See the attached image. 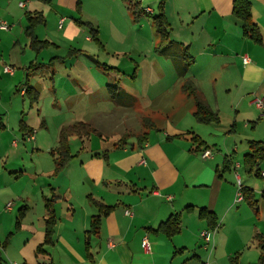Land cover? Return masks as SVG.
<instances>
[{
  "label": "crops",
  "instance_id": "0c3cea01",
  "mask_svg": "<svg viewBox=\"0 0 264 264\" xmlns=\"http://www.w3.org/2000/svg\"><path fill=\"white\" fill-rule=\"evenodd\" d=\"M22 1L24 8L19 6ZM249 1L263 38L261 45L243 35L242 23L233 15V0H165L164 13L170 25V42L165 43L173 48L171 54L183 68L181 59L184 49L188 50L194 60L186 71L191 78H132L124 85L114 78L113 87L107 88L127 94L133 102L117 103L110 94L91 101L102 84L91 78H73L81 57L99 68L102 63L97 54L109 48L103 43L100 25L85 18L90 0H0V24L10 26L0 29V244L13 233L2 251L6 264H258L260 251L254 237L264 235V180L258 176L264 162L258 171H250L244 167L243 157L249 153V141L264 140V133L255 137L259 127L264 130V111L254 104L255 98L264 99V0ZM79 2L81 16L77 14ZM33 13L45 18V24L35 29L37 38L54 44L39 55L30 49L24 35L27 17ZM77 18L96 26L104 49L75 22ZM52 23L57 31L51 28ZM111 35L113 40L117 38L115 33ZM63 48L66 53L59 55ZM52 50L57 54L48 55ZM70 50L84 51L93 59L81 54L48 64L54 57H66ZM245 55L250 58L247 64ZM32 62L37 68L29 71ZM4 65L15 68L14 73H4ZM42 65L54 73L35 78ZM223 76L226 78H219ZM185 80L193 81L218 113V124L195 121V103L181 90ZM41 84L44 91L38 89ZM28 88L40 95L32 107L25 94ZM43 93L49 95L51 110L47 113L41 102ZM19 98L24 104L28 100L25 117ZM71 100L75 106L62 107ZM253 109L260 115H254ZM32 115L38 119L36 124ZM52 115L71 121H61L54 133ZM75 116L80 117L73 119ZM146 118L154 122L153 128H146ZM79 122L90 124L96 132L70 137L74 158L54 174L51 153L59 146L61 130ZM31 130L39 132L30 142L38 154L29 155L31 173L21 191L15 192L12 187L23 171L7 167L13 155L9 151H19L18 140L25 144ZM43 132L46 134L40 138ZM145 132V137H138ZM50 133L51 141L46 136ZM194 138L205 145L198 148ZM204 150L211 152L210 158L202 157ZM218 153L223 156L221 166ZM19 159L24 168L23 157ZM241 168L254 178L243 183L238 174ZM238 179L242 187L254 192L256 211L243 200L237 202ZM53 192L60 197L54 206L53 243L39 250L46 233L45 198ZM89 195L114 207L103 218L98 236L89 234L91 220L99 214ZM14 199L21 202L20 207L13 208ZM23 207L27 212L16 232L18 211ZM243 207H248L252 217L242 213ZM201 209L216 217L214 232L208 230L209 222L200 218ZM175 216L180 217L178 234L167 238L156 232ZM202 232H208V240L201 237ZM144 239L150 243V251L143 248Z\"/></svg>",
  "mask_w": 264,
  "mask_h": 264
},
{
  "label": "rangeland",
  "instance_id": "374dc122",
  "mask_svg": "<svg viewBox=\"0 0 264 264\" xmlns=\"http://www.w3.org/2000/svg\"><path fill=\"white\" fill-rule=\"evenodd\" d=\"M138 1L143 10L146 13V17L144 19L142 18L139 22H134L133 18L131 17L130 13L128 12L127 6L125 3H123L121 0L114 1V0H90V4H87L88 11L85 14V18L89 17L92 19V21H95V23L100 25L102 34H103V43H107L108 51L101 50L98 55V61L102 64H105L104 67H96V65L87 59L85 56L81 57L79 59L81 62L78 64H75L74 66V77L73 78H91L94 80V83L96 84H102L103 87L100 88V93L96 96H91L90 100L93 101L94 99L98 98L101 95L109 96V89L107 88L108 85L112 86L114 84H111L112 79H119L120 82L125 84V82L132 81V78H144L146 81L150 80L151 78H191L188 74L185 73V75H182L183 65L181 61L176 58L175 56H172L173 48L168 47L167 43H164L160 40V38L156 35L155 28L152 24V18L158 16L159 14V5L162 0H155L156 2L152 3V0H136ZM116 2H120L119 6L117 7ZM152 3V4H150ZM148 5L150 10L147 11ZM88 13L90 16H88ZM148 14V15H147ZM148 16V17H147ZM116 26V27H115ZM94 27H96L94 25ZM115 27V28H114ZM51 28L55 31H57V28L53 23L51 24ZM86 28V27H85ZM87 29V28H86ZM88 30V29H87ZM134 30V31H133ZM111 32L115 33L117 38L114 37V40L112 38ZM91 37V36H90ZM116 42V43H114ZM135 43V44H133ZM6 44V43H5ZM165 44V45H164ZM96 46V45H93ZM157 48L159 52L155 50ZM59 55H64L66 53V49L63 48L60 52H58ZM54 55L57 54L55 51H51L48 55ZM47 56V55H46ZM189 56V52H188ZM182 60V59H181ZM107 67V68H106ZM105 69V70H104ZM79 70L81 73H78ZM15 71V68H12L11 66L4 65L3 66V72L7 74H13ZM54 69H51L48 66L42 65L39 67L38 71L35 73V78H47L48 73L51 72V74L54 73ZM5 76V75H4ZM2 78H8L6 77ZM66 75L61 73V77ZM68 78V77H67ZM127 78L128 80H125ZM219 78H226V77H219ZM145 81V82H146ZM128 85V84H127ZM126 85V87H127ZM113 87V86H112ZM38 89L40 91H44L45 86L41 84L38 86ZM50 94V92H48ZM48 93H43V97L41 98L43 111L45 113L49 112L51 110V107L49 106V95ZM47 94V96H46ZM109 98V97H107ZM19 108L20 111H23L25 109V115L28 114V100L25 99L23 103V99L19 98ZM82 105H84L86 102L83 100ZM62 107L68 106L69 109H71L73 106H75L74 101H69L67 103H62ZM56 106V104H55ZM54 106V107H55ZM20 111L18 109V115L21 117ZM253 114H259V112H256V109H253L251 111ZM35 114V113H34ZM254 114V115H255ZM234 115V114H233ZM260 115V114H259ZM35 116V115H32ZM80 116H75L73 119H76ZM67 118V117H66ZM64 117L63 119L60 118V120L55 117L51 116V128H53V132L55 133V130L59 123L61 121H71L66 120ZM14 119L17 121V112L14 114ZM36 124V121H38L37 117L31 118ZM191 122L193 120L190 118ZM253 122H256L254 120ZM252 124L250 123L249 130L251 131ZM247 129V131H249ZM260 133V134H259ZM264 133V130H262L261 127L258 128L255 137H259V135H262ZM39 134V132L34 133V137H36ZM46 133H41L40 138L42 135H45ZM50 141L52 139V133L49 135H46ZM263 137V136H262ZM20 143L18 144L20 147L19 151H9V153H13L11 155L10 161L8 162V166L10 167L11 171H23L22 177L16 179V183L14 185L13 190L15 192L21 191L23 188L26 180L29 177V173H31L30 167L31 162L29 160V155L32 152L37 151L32 150V143L31 141L23 140L25 144H22V140H18ZM25 153V154H23ZM23 157L25 167H22V163L20 162V159ZM220 162L219 165L221 166L223 156L220 153H218L217 157ZM45 160V159H43ZM4 166L5 163H2ZM238 174L242 177V181L244 183L245 180L252 178L251 174L248 173L247 170L244 168L238 169ZM228 175V173L226 174ZM232 175V174H230ZM233 178V175H232ZM254 178V177H253ZM242 185V184H241ZM13 208H17L18 205L20 207L21 202L18 199H14L11 201ZM242 205V204H241ZM244 211L242 213H245V216H251L252 213L248 209V207H243Z\"/></svg>",
  "mask_w": 264,
  "mask_h": 264
},
{
  "label": "trees",
  "instance_id": "16d2710c",
  "mask_svg": "<svg viewBox=\"0 0 264 264\" xmlns=\"http://www.w3.org/2000/svg\"><path fill=\"white\" fill-rule=\"evenodd\" d=\"M126 4L128 12L133 18L134 22H139L141 18L146 17V13L143 10L141 4L136 0H121ZM164 4L165 0H162L159 5V14L158 16L152 18V24L155 28L156 35L160 38L162 42H170V25L167 21V18L164 13ZM77 14L81 16L82 9L80 2L77 6ZM148 15V14H147ZM233 15L234 17L242 23L243 35L250 40H252L255 44L261 45L263 43V38L258 26L254 23L252 18V5L249 0H233ZM148 17V16H147ZM75 22L79 26L86 27L88 29L89 35L93 42H96L100 48L104 49L103 44L99 39V31L95 28L91 23L82 22L80 18L75 19ZM8 24V23H7ZM45 24V18L40 13H33L28 15L27 17V27L25 29L24 35L29 39V47L32 51H34L37 55H39L44 50L53 47L54 44L48 41H41L37 38L35 34V29L37 26ZM9 25V24H8ZM10 28V26H9ZM157 52L159 50L155 48ZM86 55L93 59V56L87 54L84 51L70 50L66 57H54L49 61V65H52L56 62H64L66 58H71L76 55ZM182 61L184 63V68L182 70V75H185L187 68L194 62L193 58L188 56V50L184 49ZM100 67H104L105 65L100 64ZM37 68L35 62H32L28 68L29 71ZM107 68V67H106ZM109 93L111 98L118 102L121 100H126L128 103H133L132 99L127 96V94L122 92H117L114 88L109 87ZM182 92L187 95V97L191 98L195 103V111L193 113V117L197 123L204 125H212L218 124L220 122V118L217 112L213 111L207 101L204 99L202 93L197 89L196 85L191 80H185L181 86ZM28 94L30 99V106L32 107L34 104H37L40 95L33 88H28L25 92ZM22 125V124H21ZM145 125L147 129H151L155 126L154 122L150 118L145 119ZM90 132H96V130L88 123L79 122L72 124L67 127H63L59 137V146L56 150H54L51 154L55 159V170L54 174L59 173L63 170L69 162L74 158L71 154L69 148V139L70 137L77 135L79 137H88ZM30 133H35L34 130H31ZM146 132L138 137H145ZM196 143H198V148L203 144L201 141L197 140V138L193 139ZM249 153H247L243 157V165L244 167L250 169V171H258L260 164L264 162V140L262 141H249ZM206 151V150H204ZM225 166H228V162L225 160ZM260 176V173H258ZM242 192V200L253 210L256 211L257 208V200L255 198V194L251 189L241 188ZM60 197L54 192L50 196V198H45V208L47 212V218L45 220L46 224V233L45 240L43 244L40 245L39 250L42 249L43 246L47 244H52V237L54 234V228L56 225V217L54 206L57 200ZM89 202L95 206L99 214L94 216L91 220L90 224V232L89 234L98 236L101 231L103 218L107 217L114 209L112 206H107L103 202L96 200L91 195L88 196ZM190 208V207H189ZM27 208L23 207L18 211V217L16 221L15 231H19L21 228V222L23 217L26 215ZM199 216L201 219H204L209 222L208 230L214 232L217 229V219L213 213L206 211V209H201L199 211ZM156 232L163 233L167 238H171L174 235L180 232V217L175 216L170 218L167 222L162 223ZM13 233H10L5 241L0 244V264H6L3 259L2 251L6 249L8 246L10 239L12 238ZM254 240L257 242V247L260 251L258 264H264V235L256 234ZM89 248V243L87 244V249Z\"/></svg>",
  "mask_w": 264,
  "mask_h": 264
},
{
  "label": "built area",
  "instance_id": "2783aa9c",
  "mask_svg": "<svg viewBox=\"0 0 264 264\" xmlns=\"http://www.w3.org/2000/svg\"><path fill=\"white\" fill-rule=\"evenodd\" d=\"M25 5H26V3L23 2V1L20 2V4H19V6H20L21 8H24ZM149 10H150V9L148 8L147 11H149ZM0 29H1V30H7V29H9V25H8L6 22H2V23L0 24ZM243 62H244L245 64H247V63L250 62V58L248 57V55L243 56ZM254 104H255V106H256L259 110L264 111V99H262V98H255V99H254ZM33 135H34L33 133H32V134H29V135L27 136V140H28V141H31V140L34 138ZM211 155H212L211 152L208 151V150H206V151L203 152L202 157H203V158H210ZM260 177L264 180V167L262 168V170H260ZM237 187H238V192H237V202H240V201H242L243 196H242V192H241L242 185H241V182H240L239 179H238V182H237ZM10 207H11V204L8 205V208H10ZM126 214H127V215H130V212H129V211H126ZM201 237H202L203 239H205V240H208V232H202V233H201ZM142 245H143V248H144L146 251H150V243L148 242L147 239H144V240L142 241Z\"/></svg>",
  "mask_w": 264,
  "mask_h": 264
}]
</instances>
